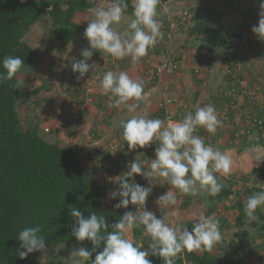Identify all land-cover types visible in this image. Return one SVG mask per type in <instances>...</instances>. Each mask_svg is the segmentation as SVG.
<instances>
[{
    "label": "crops",
    "instance_id": "obj_1",
    "mask_svg": "<svg viewBox=\"0 0 264 264\" xmlns=\"http://www.w3.org/2000/svg\"><path fill=\"white\" fill-rule=\"evenodd\" d=\"M91 2V8L74 15L73 22L80 27L81 33L66 51L51 57L54 51L59 52L60 42L52 40L49 34L48 40L36 46L40 56L30 67L31 73L25 69L21 72L20 80L25 89L22 100L27 99L21 100L18 107L21 120V115L27 117V121L22 120V123L25 126H38L40 136L45 140L52 134L50 142L55 145H77L83 155L89 156L90 161L86 166L90 170L96 166L100 168L94 171L95 176L108 187L106 200H110L111 206L117 204L119 198L109 197V193L118 188L110 178L125 173L127 165L136 157L148 161L145 167H149L150 159H155L157 147L156 143H152L145 148L129 149L122 139L118 122L129 119L131 115H142L161 119L167 124L170 115L172 121H179L186 112H194L197 106L212 104L221 125L214 134L200 127L195 135L232 157L231 171L224 178L227 184L222 187L229 191L227 194L210 196L201 190L199 195L191 196L173 189L177 204L165 207L159 206L156 201L171 187L166 181L157 179L150 185L143 176L136 175L130 178V182L134 180L144 187H152L146 209L154 212L157 218L165 214L166 222L172 227H187L191 231L193 221L198 220L201 214L215 215L219 220L222 239L210 250H194L196 255L204 256L208 251L211 256L227 260L230 264H264V207L256 210L257 219L250 223L246 218L241 221L240 209L237 208L253 192L264 190V161L257 162L252 151L256 147L264 150V123L261 127L252 121L257 117L264 121V107L261 98L256 96L260 94L258 91L264 90L261 80L264 74V41L252 32V27L258 25L260 0H159L156 19L161 24L163 37L148 50L146 56L132 63L130 57L117 60L110 54L94 50L88 63L96 64V69L77 80L79 73L72 72L70 61L73 58L84 59L80 52L90 47L84 38V31L89 21L94 19L93 10L106 8L112 0ZM125 2L128 7L124 9L123 18L118 25H114L121 33L127 30L133 18V0ZM214 21L222 29L228 44L214 40L213 35L205 36L211 32ZM170 22L176 23L177 29L169 38ZM45 45L48 48H44ZM165 61L181 62L183 69L158 73V68ZM58 63L60 67L63 66V71L53 69V74L48 72ZM109 70L125 71L131 78L142 82V98L129 101L139 103L136 113L129 114L123 105L120 108L109 106L111 94H103L100 87L102 74ZM50 75H58L62 82L65 79V98L53 96L52 99L51 95H46L48 91H44L45 97L41 98L43 81L50 79ZM35 77L39 79L37 82H41L35 92H41L38 99L44 101L42 108L46 110L45 114L39 116L35 107L40 103L29 97L30 86L37 83ZM262 99L264 103V91ZM27 102L26 107L24 104ZM30 110L33 113L29 116ZM40 116L43 117L42 122ZM49 123L52 124L51 130L47 128ZM46 129L50 131L46 132ZM122 209L124 212L135 211L136 206L130 204L128 209ZM127 238L144 245L150 240L144 235L143 228L132 229Z\"/></svg>",
    "mask_w": 264,
    "mask_h": 264
},
{
    "label": "clouds",
    "instance_id": "obj_2",
    "mask_svg": "<svg viewBox=\"0 0 264 264\" xmlns=\"http://www.w3.org/2000/svg\"><path fill=\"white\" fill-rule=\"evenodd\" d=\"M158 3L159 0H133V18L123 33L117 31L114 25L121 22L124 9L128 7L125 0H112L106 8L94 9V19L89 21L84 31V38L90 47L81 50L80 55L84 59L73 58L70 61L72 72L79 73L77 80L96 69V64L88 63L94 50L110 54L117 60L130 57L132 63L146 56L148 50L163 37L161 24L156 19ZM259 8L258 25L252 27V32L264 41V0H260ZM0 64L4 69L0 72V83H3L16 77L24 60L19 56L7 55ZM19 85L20 81L17 80L18 89ZM100 87L103 94H111L110 107L120 108L123 105L129 114L136 113L139 103L129 101L142 98V82L131 78L125 71L109 70L102 74ZM220 125L212 104L197 106L194 112H186L179 121H172L170 115L167 124L161 119L142 115H131L127 120H120L118 127L122 129V139L129 149L145 148L156 143L155 159H150V166L145 167L148 161L136 157L127 165L125 173L110 178L118 185L116 190L109 193L111 199L119 198L115 208L128 209L130 204L136 206L135 211H126L120 216L118 222L111 225V231L104 215L92 211L85 218L78 208H70L69 214L74 220L71 235L79 242L88 240L93 244L91 251L82 246L74 247L70 252L71 264H85L93 252H96V256L91 264H152L150 256L162 258L163 264H174V258L182 251L210 250L220 241L219 220L214 214H201L198 220L193 221L191 231L187 227H172L166 222L165 214L157 218L154 212L146 209L152 187H144L134 180L130 182V178L136 175L143 176L150 185L157 179L166 181L171 187L156 201L159 206L165 207L177 204L173 189L191 196L199 195L201 190L210 196L218 195L225 182L219 180L217 174L225 178L230 173L232 157L206 144L195 132L202 127L214 134ZM252 151L257 162L264 161V150L256 147ZM261 207H264V190L253 192L246 199L243 206L246 221L250 223L256 220L255 212ZM134 228H143L144 235L150 237L146 248L127 238ZM40 232V226L25 227L19 231L17 239L22 243L17 255L20 259H26L34 252L47 254L46 240L39 235ZM101 244L104 245L103 250L97 252Z\"/></svg>",
    "mask_w": 264,
    "mask_h": 264
},
{
    "label": "trees",
    "instance_id": "obj_3",
    "mask_svg": "<svg viewBox=\"0 0 264 264\" xmlns=\"http://www.w3.org/2000/svg\"><path fill=\"white\" fill-rule=\"evenodd\" d=\"M91 1L0 0V61L7 55L24 60L12 81L0 83V264H42L43 259L52 258L57 249L82 246L91 251V241L79 242L71 235L74 222L69 214L71 207L78 208L85 218L92 211L104 215L109 231L125 213L115 205L105 206L109 189L95 176L100 169L98 166L91 170L87 168L89 156L83 155L77 145L61 147L46 141L40 136L38 126L22 123L18 111L19 103L25 97L20 74L33 66L40 56L38 49L27 44V33L35 25L45 24L51 29L52 40L60 42L58 51L64 53L81 33L80 27L73 22L74 15L91 8ZM213 24L211 32L205 36L213 35L214 40L228 44L222 29L215 21ZM3 71L0 64V72ZM17 80L20 81L19 89ZM228 192L222 189L218 196ZM243 206H237L241 221L245 220ZM35 226L41 227L39 235L46 240L47 254L34 252L22 260L17 255L22 243L17 235L23 228ZM149 242L145 245L139 241L133 243L146 248ZM103 247L101 244L97 252ZM95 256L96 252H93L85 264H91ZM149 259L152 264H163L160 257L150 256ZM186 262L230 264L211 256L208 251L204 256H198L184 250L174 258V264Z\"/></svg>",
    "mask_w": 264,
    "mask_h": 264
},
{
    "label": "rangeland",
    "instance_id": "obj_4",
    "mask_svg": "<svg viewBox=\"0 0 264 264\" xmlns=\"http://www.w3.org/2000/svg\"><path fill=\"white\" fill-rule=\"evenodd\" d=\"M50 33H51L50 27L46 26L45 24L40 23L39 25H35L34 27H32V29L27 33L26 42H27V44L29 46H31L33 48H36L37 45L41 46L42 42H44L46 39L48 40L47 36ZM43 37H45V39H43ZM44 48H48V46L45 45ZM263 50L264 49H262V51ZM58 53H60V52L54 51L53 53L50 54V56L51 55H52L51 57L56 56V54H58ZM61 67H63V66H61ZM61 67L59 66V63H58V65L56 67L50 69L48 72L53 74V69H58L57 71H59V72L61 70L63 71V68H61ZM25 70H27V72L31 71L30 67H27V69H25ZM27 74L24 75V76H27ZM59 75H60V77H62V75L60 73H59ZM49 77H50V79L46 78L43 81L44 84H43V87H42L43 92H42L41 98L44 99V97H45L43 95L44 91H48V93L46 95H51L52 99H53V96H55L57 99H58V97L60 98L62 96H63V98H65V95L67 94L66 93L67 90H65L67 88V85H64L65 84V79H63V82H62V81H59L58 75H57V77H54L53 75H50ZM34 80H35V82H37V80H39V79L35 77ZM261 80H262V83H263V86H264V74L261 75ZM27 81L30 82V79H28ZM40 85H41V82L40 83L37 82L35 85H33V87L30 86V88H29L31 90V93L29 92L30 99H32V100L35 99L37 102L40 103L39 106L36 105V107H35L37 109L36 113H37L38 116L39 115H43V114L46 113L45 108H42L43 107L42 104L44 103V101H42L41 99H38L39 95L41 94V92H39V93L35 92L37 90V88L40 87ZM263 91L261 90L262 94H261L260 91H258L260 94H258V93L256 94L257 97L261 98V102H262L261 105L263 104L262 107H264V103H263V99H262L263 98ZM26 100L27 99L22 100V101H26ZM28 104H29V102H27L24 105L27 107ZM22 105H23V103H22ZM56 108H57V106H56ZM81 110H82V108H81ZM83 110H84V107H83ZM32 113H33V111L30 110L29 111V116ZM21 117H22L23 122L27 121V117L26 116L21 115ZM42 119H43V117L40 116V122H42ZM51 126H52V124H50V123L47 124V128H49L50 130H51ZM49 129H46V130H49ZM52 138H53V135L51 134V135H49L46 138V140L48 142H50V141H52ZM106 164L108 165V163H106ZM109 201L110 200L107 201V200L104 199V204H105L106 207L110 205ZM71 250L72 249H70V248H67L65 250L57 249L56 251H54L55 253L53 252L54 254L52 255V258H50V257L44 258L43 261H42V264H71V260L69 259ZM57 256H59V258H57Z\"/></svg>",
    "mask_w": 264,
    "mask_h": 264
},
{
    "label": "built area",
    "instance_id": "obj_5",
    "mask_svg": "<svg viewBox=\"0 0 264 264\" xmlns=\"http://www.w3.org/2000/svg\"><path fill=\"white\" fill-rule=\"evenodd\" d=\"M185 15H187V13ZM164 27H166V26H164ZM168 29L170 30V34H169V38H170L172 35H174V32L177 29L176 23L170 22L168 25ZM168 69H176V70L179 69V70H181V69H183V65L181 64V62L165 61L163 66H160L158 68V73H162L164 70H168ZM168 117H167V120H168ZM171 118H172V116H171ZM252 121H254V123H257L259 126L263 127V123H262L263 120L261 118L257 117V118H254ZM47 131L48 130H46V132Z\"/></svg>",
    "mask_w": 264,
    "mask_h": 264
},
{
    "label": "water",
    "instance_id": "obj_6",
    "mask_svg": "<svg viewBox=\"0 0 264 264\" xmlns=\"http://www.w3.org/2000/svg\"><path fill=\"white\" fill-rule=\"evenodd\" d=\"M218 179H219V180H222L223 182H225V183H224L225 185L227 184V182H226V180H225L224 178H220V177H218Z\"/></svg>",
    "mask_w": 264,
    "mask_h": 264
}]
</instances>
